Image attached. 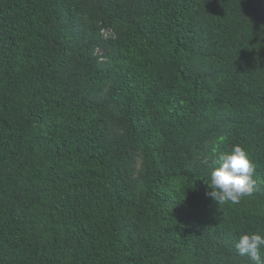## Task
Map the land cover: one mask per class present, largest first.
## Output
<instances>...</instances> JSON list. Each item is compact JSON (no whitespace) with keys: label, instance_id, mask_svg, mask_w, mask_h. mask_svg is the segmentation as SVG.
<instances>
[{"label":"trees","instance_id":"16d2710c","mask_svg":"<svg viewBox=\"0 0 264 264\" xmlns=\"http://www.w3.org/2000/svg\"><path fill=\"white\" fill-rule=\"evenodd\" d=\"M235 144L253 193L219 206ZM248 232L264 0H0V264H254Z\"/></svg>","mask_w":264,"mask_h":264},{"label":"clouds","instance_id":"9594fccd","mask_svg":"<svg viewBox=\"0 0 264 264\" xmlns=\"http://www.w3.org/2000/svg\"><path fill=\"white\" fill-rule=\"evenodd\" d=\"M214 163L216 166L211 169L209 179L205 180L209 188L206 195L219 206L239 204L253 193L255 165L241 145L235 144L230 151L219 153ZM236 249L240 256L250 257L254 264H264L260 258L261 249H264V234H241Z\"/></svg>","mask_w":264,"mask_h":264}]
</instances>
